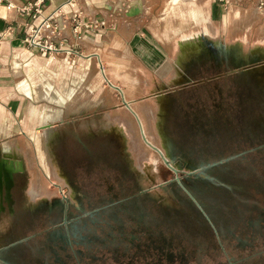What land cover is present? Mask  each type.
Returning <instances> with one entry per match:
<instances>
[{"label": "rangeland", "instance_id": "374dc122", "mask_svg": "<svg viewBox=\"0 0 264 264\" xmlns=\"http://www.w3.org/2000/svg\"><path fill=\"white\" fill-rule=\"evenodd\" d=\"M208 1L220 5L127 0L114 19L129 24L128 68L54 129L31 118L30 103L42 113L44 102L28 101L16 123L1 109L0 264H115L120 253L98 246L123 249L122 225L187 264H264V10ZM3 159L25 167L11 200Z\"/></svg>", "mask_w": 264, "mask_h": 264}, {"label": "crops", "instance_id": "0c3cea01", "mask_svg": "<svg viewBox=\"0 0 264 264\" xmlns=\"http://www.w3.org/2000/svg\"><path fill=\"white\" fill-rule=\"evenodd\" d=\"M28 2L41 3L44 9L41 18L34 20L18 12L17 9ZM9 4L13 7L8 8ZM206 4L213 9H224L213 2L208 1ZM126 6L127 0H0V112L1 109L3 111L8 109L9 120L12 119L16 123L17 118L22 116V109L28 101L44 102L46 107L42 113L34 112V105L30 103L33 109L31 118L42 123L40 128L54 129L52 127L54 124L64 121L66 110L80 104L82 93L95 92L98 87L97 81L99 82L101 78L109 80L115 68L127 69L126 62L130 59L129 24L127 20L114 19L117 11L126 9ZM50 15H54V22L59 28V40L56 43L62 47L63 51L45 55L35 50L25 49L23 40L32 27ZM137 53H135L136 58L145 59L143 53H140L141 56ZM91 80L92 83H90ZM136 116L138 119L141 118L138 113ZM46 135L48 134H42L43 137ZM51 135L48 140L54 142L58 133ZM120 135L121 146H124L126 140L123 134ZM19 136L28 139L26 133ZM14 137L18 140L17 134ZM48 147L52 151L55 144L50 143ZM80 148L81 146H78V149ZM10 154L16 156V147L15 150H10ZM121 155L127 158L125 152L121 151ZM1 166L2 170L8 172L17 168L22 171V166L24 167L23 163L14 164L7 159L1 161ZM16 186H18L17 183L13 181L10 189ZM115 199L118 198H111L107 204L123 203ZM121 227L122 245L120 247L123 249L116 250L119 245L105 243L103 246H98L106 253H120L114 256L115 258L120 256V261H115V264L130 262L124 260L126 259L124 252L157 253V259L152 264H187L189 262L182 257L172 256L171 244L153 242L147 245L143 239L139 238L138 233L142 232L141 230L137 229L136 233L134 230L126 232L125 227L123 225ZM93 243L94 241L91 240L90 247H93ZM80 247L82 246L79 245ZM83 248L85 246L81 249ZM148 248L152 250L147 251ZM80 252L82 250L75 253L80 255ZM163 258L165 259L162 260Z\"/></svg>", "mask_w": 264, "mask_h": 264}, {"label": "built area", "instance_id": "2783aa9c", "mask_svg": "<svg viewBox=\"0 0 264 264\" xmlns=\"http://www.w3.org/2000/svg\"><path fill=\"white\" fill-rule=\"evenodd\" d=\"M221 6L232 9L233 6H243V3L251 0H213ZM256 2V9L258 11L264 10V0H254ZM11 4L8 8H12ZM18 12L22 16H28L34 20L41 18L44 9L40 2H28L22 7H19ZM59 28L54 22V15L47 16L42 21L32 27L26 38L23 40V47L27 50H35L45 55H53L63 51L62 47L57 45Z\"/></svg>", "mask_w": 264, "mask_h": 264}, {"label": "flooded vegetation", "instance_id": "af4514ba", "mask_svg": "<svg viewBox=\"0 0 264 264\" xmlns=\"http://www.w3.org/2000/svg\"><path fill=\"white\" fill-rule=\"evenodd\" d=\"M21 169H19V168H17V169H15L14 171L13 170H11V173H12V178L11 179H9V178H3V180H2V183H4L5 184V187H6V189L8 190V193H7V196H6V199L7 200H11V193L9 192V190H10V186H11V184H12V182H13V173H17L18 171H20ZM7 172V174H8V171H6ZM8 177V176H7ZM1 182V181H0ZM10 209V214H12V212H13V209H12V207L10 206L9 207ZM5 211V207L4 206H2V207H0V213L1 212H4Z\"/></svg>", "mask_w": 264, "mask_h": 264}, {"label": "bare ground", "instance_id": "6f19581e", "mask_svg": "<svg viewBox=\"0 0 264 264\" xmlns=\"http://www.w3.org/2000/svg\"><path fill=\"white\" fill-rule=\"evenodd\" d=\"M138 10H139L138 7H134L133 10L131 11V15L135 14ZM2 175H3L2 178H9V179L12 178V173L11 172H8V174H7V172L4 169L2 170ZM0 178H1V176H0Z\"/></svg>", "mask_w": 264, "mask_h": 264}, {"label": "water", "instance_id": "95a60500", "mask_svg": "<svg viewBox=\"0 0 264 264\" xmlns=\"http://www.w3.org/2000/svg\"><path fill=\"white\" fill-rule=\"evenodd\" d=\"M165 163L174 171V172H176V170L174 169V168H172L169 164H168V162L167 161H165Z\"/></svg>", "mask_w": 264, "mask_h": 264}]
</instances>
